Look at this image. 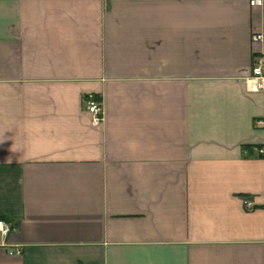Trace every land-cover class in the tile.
Returning <instances> with one entry per match:
<instances>
[{
	"label": "crops",
	"instance_id": "1",
	"mask_svg": "<svg viewBox=\"0 0 264 264\" xmlns=\"http://www.w3.org/2000/svg\"><path fill=\"white\" fill-rule=\"evenodd\" d=\"M263 27L249 0H0V264H264Z\"/></svg>",
	"mask_w": 264,
	"mask_h": 264
},
{
	"label": "built area",
	"instance_id": "2",
	"mask_svg": "<svg viewBox=\"0 0 264 264\" xmlns=\"http://www.w3.org/2000/svg\"><path fill=\"white\" fill-rule=\"evenodd\" d=\"M252 7H259L264 12V0H249ZM252 41L260 44V49L253 55L252 64V82L255 90H264V27L261 31L255 32L252 35ZM84 103L87 111L91 115V122L94 127L101 126L104 120V109L101 99L94 95H87L84 98ZM264 151V150H263ZM248 208L253 207V203L245 201ZM11 232V226L5 220L0 219V235L7 238ZM21 248H14L9 251V254H21Z\"/></svg>",
	"mask_w": 264,
	"mask_h": 264
}]
</instances>
